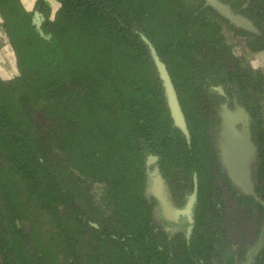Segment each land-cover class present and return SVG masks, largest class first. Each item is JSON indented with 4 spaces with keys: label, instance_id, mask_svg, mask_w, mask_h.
Instances as JSON below:
<instances>
[{
    "label": "trees",
    "instance_id": "16d2710c",
    "mask_svg": "<svg viewBox=\"0 0 264 264\" xmlns=\"http://www.w3.org/2000/svg\"><path fill=\"white\" fill-rule=\"evenodd\" d=\"M57 1L51 16L46 0L30 9L0 0V29L17 71L0 77V264H193V251L204 253L195 228L206 225L212 244L223 215L212 192H201L192 239L160 230L146 188L161 177L151 170L186 184L194 175L213 180L206 94L223 95L221 84L232 81L256 118L254 180L264 193L263 74L239 64L206 15L229 16L219 0L206 1L212 8L202 0ZM263 8L254 20L264 26ZM247 44L261 48L264 38ZM153 50L187 135L171 116Z\"/></svg>",
    "mask_w": 264,
    "mask_h": 264
},
{
    "label": "flooded vegetation",
    "instance_id": "af4514ba",
    "mask_svg": "<svg viewBox=\"0 0 264 264\" xmlns=\"http://www.w3.org/2000/svg\"><path fill=\"white\" fill-rule=\"evenodd\" d=\"M202 1H204V8L211 7L210 4L206 3L207 0ZM56 2L60 6L57 0ZM216 4H220L221 6L216 5V7L225 13L228 12L229 16L216 15L210 11L206 15L219 23L221 33L226 44L230 46L231 53L238 58L239 64L249 66L252 70H259L264 76V65L263 67L253 65V62H250L247 56L245 57L246 53H244V49H246L247 52L253 55L259 54L256 58H264V44L261 48H255L253 45L250 47L247 44V41L256 38L258 35L264 38L263 24L254 20L255 16L263 12L261 9L258 11V6L264 5V0H219L216 1ZM50 9L51 16H53L57 9L54 14H52L51 6ZM261 16H264V13ZM231 17L232 19H230ZM233 20L236 21L234 27L230 26V24H233ZM226 29L232 32L230 33L231 43L225 33ZM244 32L253 35H246ZM4 37L7 39L5 34ZM234 39H236V43L242 41V53H236ZM7 44L9 45L8 42ZM220 64L222 65L223 74H227L225 60L222 59ZM221 86L224 92L223 95L214 90V92L211 91L206 94L211 106V113L208 116L206 125L209 131L206 132V135H208L207 142L214 155V162L207 165V168L212 170V174L215 176L213 180L205 182L201 179L199 182L198 179L194 178V175L191 182L186 184L179 175L173 176L174 173L166 170L161 172L160 167L155 166L151 172L154 176L161 178H157L153 186L149 182L146 189L149 193L148 197L152 195L154 198L153 216L155 222L161 228L160 230L168 232L169 235L182 233L185 238L190 237V231L194 228L195 217L203 214L199 211L201 197L198 196V193L201 194L202 192L206 195L208 192H212L209 199L213 201L214 206L219 208L223 215L221 219L217 220L220 237L219 240H215L210 244L205 242V238L211 237L209 235L211 231L207 229V226L195 228L196 231L202 232L201 234L204 236L202 247L204 253L201 255L198 250H194L193 264H264V193L256 189V181L254 180L257 160L253 128L256 124V118L249 114L236 83L230 81L226 85L221 84ZM228 112L237 114L235 127L237 129L248 128L255 145L253 161L248 166L251 185H248L247 188L237 186V183L230 178L229 172L225 168L222 151V129ZM218 175L220 177L225 176L227 181L218 178ZM198 183L199 186H197ZM224 215L231 221L232 227L230 230L225 226L226 224L224 225ZM170 217H172V220L169 219ZM188 239H192V237ZM189 242L185 245L183 242L181 244L190 248ZM228 242L231 243V246L225 250ZM208 245L211 246L210 249H207ZM170 263L174 264V259H171Z\"/></svg>",
    "mask_w": 264,
    "mask_h": 264
},
{
    "label": "water",
    "instance_id": "95a60500",
    "mask_svg": "<svg viewBox=\"0 0 264 264\" xmlns=\"http://www.w3.org/2000/svg\"><path fill=\"white\" fill-rule=\"evenodd\" d=\"M216 5L221 6L215 2V6ZM152 55L160 73V77L164 82L171 116L177 127L187 135L188 129L185 117L174 91L170 75L154 50L152 51ZM236 122L237 114L228 112L225 116V122L222 129L223 160L230 178L235 180L237 186L247 188L248 185H251L250 169L248 166L253 161L255 145L251 139L250 130L248 128L237 129L235 127Z\"/></svg>",
    "mask_w": 264,
    "mask_h": 264
},
{
    "label": "rangeland",
    "instance_id": "374dc122",
    "mask_svg": "<svg viewBox=\"0 0 264 264\" xmlns=\"http://www.w3.org/2000/svg\"><path fill=\"white\" fill-rule=\"evenodd\" d=\"M21 1L23 2L24 6L27 9H30L34 5L35 0H21ZM47 1H48V4L52 8V14H54L59 4L56 2V0H47ZM225 33L227 34V38L229 39L228 41L231 43L232 37L230 33L232 32L226 29ZM233 42L235 43L234 48H235L236 53L238 54L242 53L243 51V47L241 45L243 44L242 41L240 40V43H236L237 41L236 39H234ZM244 53H246L245 57L247 56L248 60L250 62H253V65L263 67L264 58L263 57L256 58L259 56V54L253 55L252 53L247 52L246 49H244ZM16 72L17 71L15 68L13 53L9 45L7 44V39L4 37V34L2 33V30L0 29V76L5 80H9L12 77H14Z\"/></svg>",
    "mask_w": 264,
    "mask_h": 264
}]
</instances>
